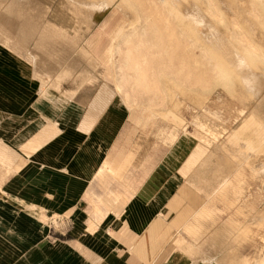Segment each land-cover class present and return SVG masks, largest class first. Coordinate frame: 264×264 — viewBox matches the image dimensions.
Here are the masks:
<instances>
[{"label": "crops", "instance_id": "0c3cea01", "mask_svg": "<svg viewBox=\"0 0 264 264\" xmlns=\"http://www.w3.org/2000/svg\"><path fill=\"white\" fill-rule=\"evenodd\" d=\"M6 7H0V17L13 11H7L11 7ZM17 10L16 13L21 12ZM105 17L87 35L83 34L85 45L89 47L91 42L90 56L80 59L82 69L68 77L74 86L61 87L73 93L62 105L59 93L43 92V83L31 67L34 62L29 53L35 51V37L27 42L20 33L13 34L23 40L14 43L6 38V32L0 33V144L5 145H0V152L18 155L15 158L19 163V168L6 173L0 161V186L6 191V198L10 196L16 202L13 204L41 210L30 219L23 212L14 214L12 203L0 198V264H215L222 261L221 248L227 247L223 238L246 236L242 231L250 225H246L245 218L252 209L240 197L251 183L244 173L238 180L237 172H222L214 162L215 156L208 155L213 162L203 158L199 161L204 168L209 163L214 165L213 176L209 178L213 190L205 193L196 188L187 174L199 162L191 163L194 155L191 151L198 141L189 135L185 124L180 128H155L160 142L169 147L159 164H156L155 143L159 140L156 137L152 140L155 152L148 153L143 160H135L140 145L127 148L130 136L121 135L119 130L127 120L124 101L110 102L108 96L112 86L108 62L117 45L114 42L120 35L121 24L107 31L110 22ZM21 21H0V31L6 28L29 31L31 24ZM39 25L38 29L34 27L38 32ZM36 40L43 47L39 33ZM73 46H76L74 41L66 49ZM39 53L38 60H43L44 54ZM99 67L104 71L99 73ZM95 84H98L95 94L86 88L78 91L83 85ZM205 129L213 140L203 136L199 141L207 145L219 142L215 139L218 134H226L225 127L220 131L206 124ZM122 141L127 144L126 151L120 145ZM180 161L183 164L175 171ZM94 167L99 170L93 176ZM29 168L36 175L30 182L28 179L33 176L28 177ZM79 172L87 175L85 181L71 178L70 173ZM18 173V180L14 181L12 175ZM109 174L114 181L109 186L111 196L105 197L102 188L101 206L95 204V216H90L91 203L86 197L89 182L98 178L102 181ZM239 182L243 188L237 198L234 195L241 187ZM212 194L216 195L212 197ZM238 206L243 213L237 211ZM230 207H234L233 212H227L231 211ZM223 214L228 215V221L221 224ZM57 219L59 229L52 236L51 225ZM94 223H100V227L94 228ZM100 228L111 234L103 236ZM212 229L215 231L209 235ZM259 242L264 244V233L259 235ZM235 260L234 264H252L242 257Z\"/></svg>", "mask_w": 264, "mask_h": 264}, {"label": "rangeland", "instance_id": "374dc122", "mask_svg": "<svg viewBox=\"0 0 264 264\" xmlns=\"http://www.w3.org/2000/svg\"><path fill=\"white\" fill-rule=\"evenodd\" d=\"M68 1L73 3L72 6L70 5L71 8ZM0 7H2V3H0ZM108 10L109 12L106 13ZM19 13H15L16 15L14 13L3 14L5 15L3 17L8 20L0 21L10 22V17H14L17 19H13L11 22L14 23V20L22 22L19 19L21 16ZM32 15L34 19L30 18L31 22L29 23L33 24L35 28L39 25L36 23L54 26V28L72 36L76 43L71 55H67L57 62H46V59L38 60V53H33L32 50L29 53V58L34 62L31 66L34 74L39 75L44 85L43 92L50 95L54 93L53 91L59 93L61 104H65L73 96L72 92L63 91L61 87L68 89L70 86H74L68 77L82 69L80 59L90 56L88 48L91 47V42H88L89 47L85 45L83 34L87 35L90 29L105 16V20L110 22L107 31L120 22V35L114 42L117 45L114 46L108 62V68L112 74V78L109 79L112 86H110L108 96L110 102L124 101L127 120L119 130H122L120 131L121 135H129L131 142L127 145L122 141L120 145L125 147L126 144L127 148L140 145V152L135 153L136 161L143 160L148 153L155 152L152 140L153 137L159 139L155 132V128L158 126L171 129L173 127L180 128L185 124L189 135L194 136L198 142L203 136L213 140V137L205 132L206 124L220 131L225 127L226 134H218L215 137L219 142L225 143L226 140L228 141V136L233 134L230 138L243 148L242 153H239L240 148L235 147V150L238 148L236 151L239 156L243 158L240 157L241 159L237 161L239 165L233 163L225 165L220 163L222 160L217 157H214V162L220 165L222 172H229L233 169L235 172L238 169V173L240 171L245 174L251 185L240 199L242 202H246L247 207L250 206L252 211L245 218L246 225L250 224L243 230L246 236H239L235 239L232 237L223 238L227 247L221 248L219 255L222 261H215V264H234L235 259L239 257L246 258L252 264H256L264 255V244L259 242V235L264 233V136L254 135L253 131L246 129L244 125L249 120L247 118L251 119V110L255 106L254 96L264 95V0H39L37 6L33 7L30 17ZM211 31L212 33H210ZM5 32L8 36L6 38L14 43L23 41H20L17 36H12L17 33H20L27 42L34 41L33 34H29L23 29L17 31L6 28L4 31H0L2 35ZM221 35L222 37H220ZM222 38L224 39L222 40ZM225 41L227 44L224 45ZM216 44L222 45L223 48H230L233 51V54L230 51L232 54L230 56H233L230 61L235 62L232 64L237 69L243 67L255 73L258 80L256 83L259 82L261 88L257 84L253 90L244 89L236 73L232 70L233 68L223 66L224 62L219 59L213 49ZM20 45H16V47ZM129 49L131 58L127 56ZM32 53L34 56L31 55ZM241 57L245 63L237 66L243 62L240 60ZM127 59L129 60L127 61ZM189 68L190 70H188ZM98 70L101 73L104 68L99 67ZM139 73L145 74L144 80H139ZM119 80L123 83V88L120 90L117 87ZM85 88L95 94L98 84L83 85L78 91ZM51 91L52 93H50ZM252 94L254 95L252 96ZM252 142L255 147L251 144ZM155 145L156 164H159L167 155L169 147L162 144L160 139L156 141ZM231 147L233 149V145ZM127 148L125 147V151ZM213 151L214 149L208 150L203 157L206 162L208 160L213 162L211 158L207 157L208 155L214 156ZM2 154H0V161L5 164L2 166L4 171L7 173L12 168L17 169L15 166L9 165L8 167L7 165L9 163L6 155L10 156V154L5 153V156ZM247 155L252 157L246 159ZM245 160L250 161L251 165H246L247 161ZM182 164L180 161L175 171H178ZM213 167L214 165L209 163L204 168L202 162L199 161L195 168L187 174V178L192 184L195 183L196 188L210 193L213 189L209 185L212 182L209 181V178L211 175L213 176ZM225 167H227L226 170L223 169ZM28 172V177L33 176L29 177L28 181L30 182L36 175L33 174L35 172L33 168H29ZM19 175L20 173L12 175V179L18 180L16 178ZM71 178L74 181L78 180L77 177L71 176ZM113 182L110 175L105 176L102 181L93 179L89 182L90 188L86 197L91 203L90 216H95V204H98V207L101 206L99 198L102 196V188L105 197L111 196L109 186ZM2 189L0 186V198L7 199L8 203H12L13 213L20 214L25 207L13 204L16 202L11 200L10 196L6 198L4 194L6 192ZM215 195L212 194V197ZM72 208L75 209V207ZM230 209L231 211L227 210V212H233L234 207H230ZM227 217V214L221 215L220 223H227ZM250 217L252 220L249 221ZM58 219L56 223H51L52 236H56L54 232L59 229ZM61 224L66 226L62 221ZM251 230L253 231L251 232ZM212 231L208 234L211 235L215 230L212 229ZM239 233L241 232L236 234Z\"/></svg>", "mask_w": 264, "mask_h": 264}, {"label": "bare ground", "instance_id": "6f19581e", "mask_svg": "<svg viewBox=\"0 0 264 264\" xmlns=\"http://www.w3.org/2000/svg\"><path fill=\"white\" fill-rule=\"evenodd\" d=\"M38 1L39 0H0V3H2V6H7V7H11V8H9V10L7 9V11H12L14 14L16 13V12H18V10L17 9H19V11H24V12H21V13H19V15L21 14V16H20V20H24V21H28V22H31V20H30V18L32 19L33 18V15L30 17V14L29 13H31V10H32V8L34 7V6H37V4H38ZM41 2V1H40ZM105 2V1H104ZM68 3V5H69V7L71 8V6L73 5V3H71L70 1H68L67 2ZM99 5H100V3H98ZM107 4V3H106ZM105 4V5H106ZM71 5V6H70ZM6 7V8H7ZM68 7V8H69ZM109 7V6H108ZM24 8V9H23ZM27 8H28V10H27ZM48 9V8H47ZM198 9V8H197ZM17 10V11H16ZM72 10V9H71ZM70 11V10H69ZM4 12H6V11H4ZM4 12H2V13H4ZM11 12V13H12ZM9 13L10 12H8V14H6V15H9ZM12 13V14H13ZM24 13V16L22 17V14ZM73 14V13H72ZM16 15V14H15ZM2 17H0V20H5V19H7L6 17H3V16H5V15H1ZM35 17V16H34ZM10 19L11 20H9L10 22L13 20V19H17V18H14V17H10ZM34 19V18H33ZM8 20V19H7ZM6 21V20H5ZM19 21V20H18ZM33 21V20H32ZM14 22H15V20H14ZM47 22V21H46ZM147 22V21H146ZM13 23V22H12ZM48 24V23H47ZM154 24V23H153ZM146 27V26H145ZM156 30V29H155ZM154 30V31H155ZM157 31V30H156ZM29 34H33V36L35 37V51L33 50V53H38V52H40L41 54H44V56H42L41 55V57H42V59H43V61H44V59H46L45 61L46 62H54V61H59V60H61L62 58H64L65 56H67V55H70L72 52H73V48H71V49H66L67 48V46H69V45H71V44H73V39H71L70 37H68L69 36V34H67L66 32H64V31H60V30H58V28L56 29V28H54V26L53 27H50V25H42V26H40V31L38 32L36 29H34V26H33V24L32 25H30L29 26ZM137 32V31H136ZM217 32V31H216ZM215 32V33H216ZM38 33H39V35H40V39L43 41V47L42 46H38V44H37V40H36V38H37V36H38ZM155 33V32H154ZM154 33H152V34H154ZM210 33H212V31L210 32ZM209 33V34H210ZM217 33H219V32H217ZM145 34V33H144ZM220 34V33H219ZM136 35V34H135ZM218 35V34H217ZM144 36V35H143ZM145 36H146V34H145ZM144 36V37H145ZM154 36V35H153ZM205 36V35H204ZM219 36V35H218ZM245 36V35H244ZM133 37H134V35H133ZM133 37H131V38H133ZM155 37H156V35H155ZM209 37H210V35H209ZM213 37V36H212ZM220 37H222V35L220 36ZM219 37V38H220ZM159 38V37H158ZM157 38V39H158ZM206 38H207V35H206ZM218 38V37H217ZM226 38V37H225ZM212 39V38H211ZM214 39H215V37H214ZM214 39H213V41H214ZM224 38H222V40H223ZM227 39V38H226ZM229 39H231V38H229ZM130 40V39H129ZM128 40V41H129ZM160 40V39H159ZM208 40V39H207ZM160 41H162V40H160ZM210 41V40H209ZM218 41H219V43H221L220 42V40L218 39ZM2 42V41H1ZM130 42V41H129ZM229 42V41H228ZM133 43V42H132ZM214 43V42H213ZM129 44V43H128ZM225 44H227L226 43V41H225V43H224V45ZM213 45V44H212ZM223 45V46H224ZM214 46H216L215 48H213V49H215V52H216V54H217V56L219 57V59H221L224 63V67H231V68H233L232 70L236 73V75H237V77L239 78V82H240V84H242V86H244V89H246V90H253L256 86H257V84L259 85V88H261V85L259 84V82H257L256 83V81H258L257 80V78H256V75H255V73H253L251 70H249V69H245V68H243V67H241V69H239L240 67H238V69H237V67L236 66H234L232 63H234L235 64V62H233V61H230V59L231 58H233V56L231 57L230 55H232L233 54V51L230 49V48H227V47H222V45L221 46H219V44H216V45H214ZM227 46V45H226ZM251 46V45H250ZM228 47H230V46H228ZM231 47H233V46H231ZM177 48H178V46H177ZM235 48V47H234ZM133 50V49H132ZM136 50V49H135ZM234 50V49H233ZM171 51V50H170ZM230 51H232V54H230ZM133 52V51H132ZM33 53L31 54V55H33ZM39 53V54H40ZM140 54H141V52H139ZM173 53V52H172ZM175 53V52H174ZM173 53V54H174ZM130 55H131V50L129 49L128 51H127V56L129 57V58H131L130 57ZM236 55V54H235ZM241 55V54H240ZM34 56V55H33ZM36 56V55H35ZM172 56V55H171ZM238 56V55H237ZM242 56V55H241ZM243 57V56H242ZM240 58V60H243V62H241L240 64H237V66L239 65V66H241L242 64H244L245 62H244V59L243 58ZM38 58V57H37ZM36 58V59H37ZM173 58V57H172ZM133 59V58H132ZM146 59V58H145ZM229 59V60H228ZM236 59H237V57H236ZM129 59H127V61H128ZM137 60V59H136ZM208 60V59H207ZM130 61H131V59H130ZM239 62V61H238ZM188 63V62H187ZM186 63V64H187ZM139 64V63H138ZM128 65H130V63H128ZM188 65V64H187ZM126 66V65H125ZM245 66V65H244ZM188 68V67H187ZM137 69L139 70V68H138V66H137ZM188 70H190V68L188 69ZM35 72H37V71H35ZM39 72V71H38ZM262 75V74H261ZM264 76V75H263ZM138 78H139V80H144L145 79V74H138ZM199 78V77H198ZM262 78V77H261ZM125 79V78H124ZM42 81V80H41ZM264 81V80H263ZM263 81H261V82H263ZM48 82V81H47ZM260 82V83H261ZM145 83V82H144ZM46 84V83H45ZM263 84V83H262ZM44 86V85H43ZM117 87H119V90L120 89H122L123 88V83H122V81H118V86ZM239 87V86H238ZM257 89H258V87H257ZM260 90V89H259ZM263 90V89H262ZM258 91V90H257ZM240 93V92H239ZM262 93V92H261ZM263 94V93H262ZM254 94H252V96H253ZM257 95V94H256ZM254 98H255V100H254V107H253V109L251 110L252 112V115H250L251 116V119L250 118H247V119H249L248 121H246L247 123H245V125L244 126H246V129H248V130H250L251 132L253 131V133H254V135H257L258 137H262V136H264V95L262 96H258V97H256V96H254ZM67 99V98H66ZM252 100V99H251ZM64 101V100H63ZM64 103V102H63ZM62 105V104H61ZM249 116V117H250ZM259 117V118H258ZM55 125V124H54ZM60 130V129H59ZM231 135H233V134H231ZM231 135L230 136H228V141L226 140V142L225 143H222L221 141L220 142H216V143H214L213 145H207L206 143H204V142H198L199 144H198V146L195 148V149H193L192 151H191V153H194V155H193V158H192V160H191V163H195V162H198L199 160H201L206 154H207V152H208V150L209 151H212L213 149H214V151L212 152V153H215V157H217V159L218 158H220V160H222V161H220V163H223V164H225V165H227V164H230V163H233V164H235V165H239V163L237 162L238 160H240L242 157L241 156H239V153H242V151H243V148H241V146H239V143H238V145H237V142H235V141H233V139H231L230 137H231ZM226 138V137H225ZM255 138H257V137H255ZM258 139V138H257ZM222 140H223V138H222ZM252 140V139H251ZM254 143H256L255 141H253ZM251 143V144H253V146L255 145L254 143ZM1 143V142H0ZM175 144V143H174ZM173 144V145H174ZM1 145V144H0ZM231 145H233V149H232V147H231ZM1 146H3V143H2V145ZM0 146V147H1ZM5 146V145H4ZM3 146V147H4ZM239 147L240 149H239V153L235 150V147ZM250 146H252V145H250ZM255 147V146H254ZM3 149V148H2ZM1 149V150H2ZM5 149V148H4ZM6 149H8V147L6 148ZM212 149V150H211ZM16 150V149H15ZM230 150H233V151H231L230 152ZM8 151V150H7ZM9 152H10V150H9ZM5 153H7V152H5V150H4V153L2 154L3 156H5ZM13 153V152H12ZM210 153V152H209ZM1 154V153H0ZM191 155V154H190ZM16 156H18V155H16L15 154V156H14V154L12 155L11 153H10V156L9 155H6V157H7V160H8V163L9 164H7L8 165V167H9V165H11V166H15L16 168L19 166V163L16 161L17 159L15 158ZM245 156V155H244ZM174 157V156H173ZM241 157V158H240ZM252 156H248L247 155V157H246V159L247 158H251ZM5 158V157H4ZM18 158V157H17ZM232 158V159H231ZM20 159H22L21 157H20ZM24 159V158H23ZM243 159V158H242ZM198 160V161H197ZM3 161V160H2ZM18 161H21V160H19L18 159ZM23 161V160H22ZM22 161H21V163H22ZM30 161V160H29ZM28 161V162H29ZM243 161V160H242ZM245 161H247V164L246 165H248V166H250L251 165V162L250 161H248V160H245ZM25 162V161H24ZM188 162V161H187ZM237 162V163H236ZM244 162V161H243ZM27 162H25V164H26ZM111 163V162H110ZM190 163V164H191ZM246 163V162H245ZM4 164V163H3ZM190 164H188V165H190ZM241 164H243L242 162H241ZM240 164V165H241ZM1 165V164H0ZM5 165V164H4ZM22 165V164H21ZM20 165V166H21ZM24 165V164H23ZM22 165V166H23ZM109 165V164H108ZM111 165V164H110ZM186 165H187V163H186ZM191 165H193V164H191ZM183 167V166H182ZM185 167V166H184ZM19 168V167H18ZM22 168V167H21ZM53 168V167H52ZM190 168V167H189ZM192 168V167H191ZM9 169V168H8ZM243 169V168H242ZM12 170H14L13 168H12ZM16 170V169H15ZM19 170V169H18ZM94 172H93V176L94 175H96V171H98L99 169H98V167H94ZM105 170V169H104ZM234 170V169H233ZM233 170H230L229 172H233ZM192 171V170H191ZM238 171V169L237 170H235V172H237ZM100 172V171H99ZM106 172V171H105ZM107 173V172H106ZM187 173V172H186ZM72 174V175H71ZM237 175H236V177H237V179L239 180L240 179V177L242 178V176H244V174L243 173H241L240 171H239V173L237 172L236 173ZM70 175L72 176V177H77L78 179H81V180H84L85 181V178H87L86 176L87 175H85V174H83V173H77V175L76 174H73V173H70ZM110 175V174H109ZM102 176V175H101ZM100 176V177H101ZM260 176V175H259ZM258 176V177H259ZM102 178V177H101ZM99 179V178H98ZM240 183V186L241 187H238V191L235 193L236 195H234V196H237V198H239L238 197V195H240L239 193H241L240 191V188H243L242 187V185H241V182H239ZM229 184V183H228ZM231 184V183H230ZM229 184V185H230ZM245 184V183H244ZM246 185V184H245ZM236 188V187H235ZM235 188H233L234 190H237V189H235ZM4 192H6L4 189H2ZM243 192H245V191H243ZM234 193V192H233ZM5 194V193H4ZM222 196H223V194H222ZM233 197V196H232ZM231 197V198H232ZM236 198V199H237ZM232 199H234V198H232ZM235 200V199H234ZM233 200V201H234ZM238 201V199L235 201V202H237ZM235 202H233V205L235 204ZM231 204H232V202H231ZM240 206V205H239ZM237 207V211H242L241 209V207H243L242 206V204H241V207ZM112 207V206H111ZM111 207H110V209H111ZM246 207V206H245ZM23 208V207H22ZM124 208V207H123ZM109 209V210H110ZM113 209V208H112ZM195 209V208H194ZM23 211V213L24 214H26V215H30V219H31V216H33L34 217V215L35 214H37V212H41V210L39 209V207H28V208H23L22 209ZM107 210V209H106ZM105 211V210H104ZM120 211V210H119ZM236 211V212H237ZM45 212H43V214H44ZM235 213V212H234ZM239 213V212H238ZM241 213H243V212H241ZM15 214V213H14ZM206 214V213H205ZM245 214V213H244ZM44 215H46V214H44ZM198 215V214H197ZM43 216V215H42ZM111 216V215H110ZM109 216V217H110ZM115 216V215H114ZM121 216V215H120ZM205 216V215H204ZM32 217V218H33ZM39 217H41V216H39ZM46 218H48V217H46ZM51 218H53V217H51ZM40 219V218H39ZM55 219V218H54ZM40 220H42V222H43V219H40ZM44 220H46V219H44ZM46 222H48V221H46ZM44 223H45V221H44ZM43 223V224H44ZM101 223V222H100ZM100 223H94V228H96V227H100L99 225H100ZM36 224V223H35ZM41 226H42V224H41ZM43 227V226H42ZM198 227H200V226H198ZM101 229V234L103 235V236H106V235H109V234H111V231H106V230H104L103 228H100ZM199 229V228H198ZM233 229V228H232ZM237 229V228H236ZM234 230V229H233ZM243 232V231H242ZM197 233V232H196ZM203 234V233H202ZM173 236V235H172ZM205 250H206V247H205ZM207 251V250H206ZM190 253V252H189ZM258 264H264V256H263V258L261 259V261H259V263Z\"/></svg>", "mask_w": 264, "mask_h": 264}]
</instances>
